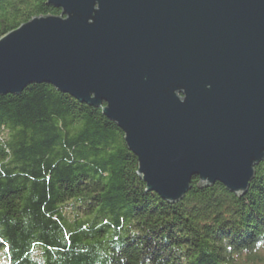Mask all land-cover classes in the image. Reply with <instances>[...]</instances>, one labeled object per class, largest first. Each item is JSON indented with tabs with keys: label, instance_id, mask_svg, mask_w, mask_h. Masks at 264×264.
Listing matches in <instances>:
<instances>
[{
	"label": "water",
	"instance_id": "obj_1",
	"mask_svg": "<svg viewBox=\"0 0 264 264\" xmlns=\"http://www.w3.org/2000/svg\"><path fill=\"white\" fill-rule=\"evenodd\" d=\"M0 36V95L47 83L116 123L146 191L243 195L264 159V0H46Z\"/></svg>",
	"mask_w": 264,
	"mask_h": 264
},
{
	"label": "trees",
	"instance_id": "obj_2",
	"mask_svg": "<svg viewBox=\"0 0 264 264\" xmlns=\"http://www.w3.org/2000/svg\"><path fill=\"white\" fill-rule=\"evenodd\" d=\"M46 0H0V36ZM243 195L146 191L101 108L47 83L0 95V264H264V159Z\"/></svg>",
	"mask_w": 264,
	"mask_h": 264
}]
</instances>
